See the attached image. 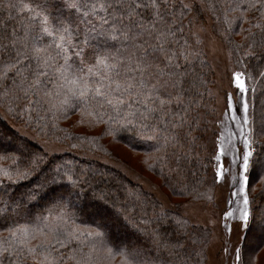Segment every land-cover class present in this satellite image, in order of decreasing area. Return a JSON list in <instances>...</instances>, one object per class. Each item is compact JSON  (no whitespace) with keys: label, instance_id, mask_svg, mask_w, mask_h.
<instances>
[{"label":"snow or ice","instance_id":"snow-or-ice-1","mask_svg":"<svg viewBox=\"0 0 264 264\" xmlns=\"http://www.w3.org/2000/svg\"><path fill=\"white\" fill-rule=\"evenodd\" d=\"M173 6L169 0H61L57 7L53 0H43L42 4L32 7L24 0H18V3L7 7L29 15L19 26L11 29L7 22L0 24V81L11 79L13 88L18 89L24 98L29 95L36 97L35 104L41 107L47 104L49 111L80 107L88 115L102 120L110 110L115 115L109 116V119L117 125L112 131L130 132L141 139L155 141L161 147L166 146L170 138L161 137L156 125L166 123L165 117L173 115L169 107L173 100L178 104L183 101L185 89L182 87V77L187 74L176 71L181 67L177 61L180 57L187 60L191 54L187 49L181 50L179 55L175 51L169 54L166 47L172 42L170 38L175 37V25L179 23L177 14L171 11ZM181 6L191 8L190 4ZM50 7L60 15L53 16L48 11ZM61 9H66L69 16L77 17L79 24L75 30L69 18H60ZM249 11L259 13L257 23L252 26L261 30L260 44L264 46V0H226L225 22L232 28L237 21L243 22ZM230 13L239 15L229 18ZM149 39L153 42L149 43ZM117 44L120 46L116 47ZM254 45L253 39L248 48L252 49ZM248 55L250 52L246 51L245 56ZM159 57H163V63ZM232 81L239 93H246L244 73L234 72ZM227 99L228 109L231 110L232 96L229 95ZM28 103L32 104L33 101L29 100ZM247 109L245 103V115L236 128L239 139L233 132L227 136L222 134L214 155L217 162L216 182L226 181L232 166L239 170L241 186L230 195L237 199L242 195L244 207L239 209V217L231 208L225 211L224 217L239 219L245 229L251 223L245 189L253 157ZM177 118L181 119L180 126H183L186 121ZM153 120L156 124L151 123ZM176 126L173 124V127ZM2 140L3 135L0 134V160H12L15 164L14 156L2 154L9 152L2 146ZM238 143L243 145L240 153L237 152ZM11 152L23 155L27 148L17 145ZM43 161V156L32 154L23 169L18 165L14 171L0 166V176L12 184L29 182L27 190L18 199L12 200L17 216L23 210L24 222L12 221L6 212H0V229L8 232L7 237L0 239V250L7 254L14 253L18 258L17 264L25 255L39 257V264H63L66 260H72L73 264H95L94 253L101 251L106 253V259L119 254L122 264H133L131 258L138 255L135 250L128 251L126 247L118 248L109 243L112 231L122 227L120 211L109 210L115 205L109 204L108 198L101 194L95 197L98 203L80 209L92 216L94 226L87 229L75 225L69 227L65 208L76 193H67L69 199L66 202L63 192L51 194L53 186L66 181L75 190L85 181L73 174L62 173L60 165L52 170L54 174H44L40 167ZM6 190L5 187V193ZM2 195L0 193V199ZM45 196L51 197L49 203L55 207L46 209L47 215L33 217L30 205ZM80 199L77 195V200ZM227 203L231 205L232 200ZM165 221L166 216L160 222ZM186 223L183 218L176 220L178 232ZM160 235V232L153 230V242L157 248L168 251L169 255L182 247L179 240L162 243ZM33 240H39V243L32 246ZM74 242L77 246L69 248V254L65 257L59 249ZM242 244L243 238H238L235 264H242ZM85 247L88 248L87 252H84ZM54 252L56 255H53Z\"/></svg>","mask_w":264,"mask_h":264},{"label":"trees","instance_id":"trees-1","mask_svg":"<svg viewBox=\"0 0 264 264\" xmlns=\"http://www.w3.org/2000/svg\"><path fill=\"white\" fill-rule=\"evenodd\" d=\"M184 1L169 0V3L174 5L171 11L177 14L176 18L179 23L175 25V37L170 38L172 42L166 47L169 54L175 51L179 55L184 49L191 54L188 55L187 60L180 57L177 61L181 67L176 71L187 74L182 77V87L185 89L183 101L178 104L173 100L169 105L173 115L165 117L166 123L156 125L161 137L170 138V143L166 146L161 147L156 145L155 141L141 139L130 132L112 131L117 128V125L109 119V116L115 115L110 110L102 120L88 115V112L80 107L49 111L47 104L42 107L35 104L36 97L29 95L24 98L18 89L13 88L11 79L0 81V111L7 114V118H13L15 122H23L27 129L36 133L37 138L61 145L78 144L79 147L82 146L77 151L95 149L112 153L109 144L118 143L124 145L128 151L149 155V165L144 169L156 178L159 187L165 190L169 197L209 199L214 188L213 173H215L217 163L214 160L215 150L212 147L215 134L211 130V123L214 122L215 117L212 109L213 100L209 93L213 71L203 53L197 52L191 46L188 25H186V22L191 19L192 12L201 20L209 17L215 22L214 29L227 36L226 45L231 52V63L246 75L245 86L248 89L247 93L249 92L250 125L255 143L252 164L247 173L249 180L246 193L251 205V223L242 237L244 250L242 264H260L261 257L259 256L264 252V46L260 44L261 30L252 26L257 23L259 13L249 11L245 14L246 19L243 22L237 21L232 28H229L224 16L226 0H206L208 7L204 11L194 4L190 9L182 8ZM24 2L36 7L42 4L43 0H24ZM53 2L59 7L61 0H53ZM15 3H18V0H0V24L7 22L9 29L19 26L22 20L29 15L27 12L19 13L16 9L7 7ZM48 11L53 16L60 15L55 8L50 7ZM61 12L60 18H69L75 30L79 24L77 17L69 16L66 9H61ZM238 15L239 13H230L229 18ZM166 19L170 20L171 17H166ZM80 38L82 39L83 36ZM253 39L255 45L249 49L248 46ZM152 42L149 39V43ZM119 46V44L116 45V47ZM246 51L250 52V55L245 56ZM159 61L163 63V57H159ZM29 100L33 103L29 104ZM185 109L188 111L185 112ZM2 117L0 114L2 146L9 149V152L2 154L14 156L16 163L13 164L12 160H0V166L14 171L18 165L23 169L28 165L31 155L35 154L44 157L40 165L44 174L52 173V170L60 165L62 173L73 174L85 181L80 188L75 190L66 181L53 186L51 194L63 192L66 202L69 199L67 193L73 191L76 193L71 196V203H67L65 208L69 217L67 220L69 227L75 225L87 229L94 226L92 216L80 209L98 203L95 197L104 194L109 204L115 205L109 210L115 212L118 209L120 211L122 225L120 229L112 231L109 243L118 248L126 247L128 251L135 250L138 255L131 258L133 264H205L210 241L207 229L191 224L176 210L167 209L153 194L147 192L138 183L132 182L118 170L92 159L80 158L76 152L47 154L36 142L23 137ZM177 117L186 121L183 126H180L181 119ZM151 123L156 124L155 120ZM173 124L177 126L173 127ZM17 145L26 147L27 152L23 155L12 153L11 149ZM199 147H203V152ZM142 175L145 176V174ZM28 186V181L12 184L0 176V193H3L0 199V212H6L12 221L24 222L23 210H21V215L17 216L12 200L18 199ZM5 187L6 193L4 192ZM77 195L81 197L80 200H77ZM50 198V196H45L39 202L30 205L33 217L40 214L47 215L46 209L55 207L49 203ZM165 216L166 221L161 223L160 221ZM125 217H130V219L126 220ZM180 218L187 223L178 232L176 220ZM153 230L160 232L162 243L179 240L182 247L173 250V255L157 248L152 239ZM7 236L8 232L0 229V239ZM38 243L39 240H33L32 246ZM76 246L74 242L66 248H60L59 251L66 257L69 254V248ZM87 251L88 248L85 247L84 252ZM53 255L56 253L54 252ZM105 257L104 251L94 253L95 264H122V257L119 254H116L114 258L106 259ZM39 259V257L32 258L25 255L19 264H39ZM17 260L14 253L7 254L0 250V264H17ZM63 264H73V261L66 260Z\"/></svg>","mask_w":264,"mask_h":264},{"label":"rangeland","instance_id":"rangeland-1","mask_svg":"<svg viewBox=\"0 0 264 264\" xmlns=\"http://www.w3.org/2000/svg\"><path fill=\"white\" fill-rule=\"evenodd\" d=\"M184 2L185 4H190L191 8L194 4L203 11L208 7L206 0H185ZM190 18L189 22H186V25H188L191 46L197 52L203 53L213 71L209 93L211 100H213L212 109L215 117L214 122L211 123V130L215 134L212 147L215 150L222 134L223 136H227L229 132H233L236 134L237 139H239V133L236 132V128L237 123H242V117L245 115L243 111L245 103L248 105L246 115L249 121L248 127L251 129L249 92L239 93V90L232 81L233 73L242 70L237 69L231 63V52L226 45L227 36L219 30L216 31L214 29L215 22L209 17L202 18L201 20L200 17L195 16L192 12ZM245 77L246 75H244V79ZM229 95L232 96L233 107L231 110L228 109L227 98ZM0 114L18 133L30 141L36 142L49 155L76 152L80 158L95 160L100 164L123 173L132 182L138 183L147 192L158 198L167 209L176 210L181 216L188 219L191 224L208 230L210 241L205 264H235V248L238 246L237 240L243 237L245 228H243L242 222L239 219L232 217L226 219L224 217L225 211H228L229 208L235 213L236 217H239V209L244 207L242 195L239 199L230 195L233 190L238 191L241 186L239 183V170L235 166H232L231 173L228 174L226 181L221 180L219 183L216 182L215 173H213L214 188L209 199H175L169 197L166 191L159 187L160 185L156 178L149 175L144 169L149 165V155L135 153L131 150L128 151L124 145L118 143L109 144L112 148V153L101 150L97 151L95 149L77 151L82 146L79 147L78 144L61 145L43 138H37L36 133L27 129L23 122H15L13 118H7V114L3 111H0ZM251 141V148L254 151L255 141L252 129ZM203 147H199L201 152H203ZM242 148V143H238L237 152L240 153ZM228 159L230 160L231 158L229 157ZM240 162L237 161V163ZM142 174H145V176ZM233 176L236 177L235 180H233ZM230 199L232 200L231 205L227 203ZM250 209L251 205L249 203V213ZM259 257H261L260 264H263L264 252Z\"/></svg>","mask_w":264,"mask_h":264}]
</instances>
